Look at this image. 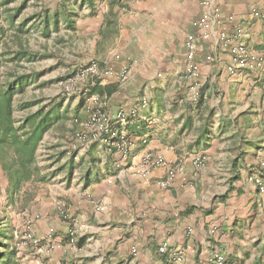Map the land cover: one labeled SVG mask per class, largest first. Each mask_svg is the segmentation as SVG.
Here are the masks:
<instances>
[{
    "label": "crops",
    "instance_id": "crops-1",
    "mask_svg": "<svg viewBox=\"0 0 264 264\" xmlns=\"http://www.w3.org/2000/svg\"><path fill=\"white\" fill-rule=\"evenodd\" d=\"M208 1L209 8L201 0H59L55 12L68 13L71 27L58 24L81 39L72 43L75 65L92 60L111 71L100 86L114 91L95 95L110 113L137 117L126 127L132 143L126 160L100 141L47 139L57 124L73 135L74 121H58L43 136L38 156L46 150V160L38 164L48 181L26 209L7 213L15 242L25 216L41 240L39 248L19 250L21 264H212L214 254L222 264H264V190L253 182L264 186V0ZM208 11L213 22L204 37L196 23ZM188 36L197 78L187 72ZM236 45L261 58V66L235 68ZM123 71L127 80L118 85ZM92 87L88 79L79 83L66 116L87 118L78 100ZM147 151L184 160L168 188L157 184L163 169L135 173ZM6 186L0 170V217ZM63 203L74 219L75 246L67 244L68 223L57 214ZM50 229L55 235L48 240ZM162 245L182 261L159 254Z\"/></svg>",
    "mask_w": 264,
    "mask_h": 264
},
{
    "label": "trees",
    "instance_id": "trees-1",
    "mask_svg": "<svg viewBox=\"0 0 264 264\" xmlns=\"http://www.w3.org/2000/svg\"><path fill=\"white\" fill-rule=\"evenodd\" d=\"M29 1L0 0V170L7 182L0 217V264H21L8 214L26 209L47 183L38 164V149L54 124L67 120L54 101H20L34 81L30 65L39 59L29 45L31 31L49 38L61 20L67 29L71 27L68 13L42 9L22 18ZM113 91L96 83L89 93L109 96ZM16 112L22 115L17 117Z\"/></svg>",
    "mask_w": 264,
    "mask_h": 264
},
{
    "label": "built area",
    "instance_id": "built-area-1",
    "mask_svg": "<svg viewBox=\"0 0 264 264\" xmlns=\"http://www.w3.org/2000/svg\"><path fill=\"white\" fill-rule=\"evenodd\" d=\"M125 3H131L135 0H122ZM204 7L209 8L208 0H201ZM213 22V17L211 12L208 11L207 15L200 19L196 25L201 30V35L208 37L211 31V25ZM239 35V33H238ZM223 39L224 37L221 36ZM186 49H187V60L188 67L187 72L193 78H197L198 67L194 63V58L196 55L194 39L192 36L186 38ZM231 55L233 57V62L235 68L241 70H250L254 67H259L262 64V59L257 57L255 54L250 52L243 45H236L231 48ZM230 72H233V68H229ZM111 75V71H101L98 64L95 61H90L85 67L80 69L73 78L69 80L70 89L68 91L76 90L77 82H83L85 80H90L92 86L96 83L100 84L102 81L106 80ZM127 80V73L123 71L118 78L117 84L123 85ZM104 101H101L98 95L89 94L87 95L85 101L86 111L88 113L87 118L84 121L74 122L79 126V129L73 133V139H76L81 145H88L93 142H102L107 145H115V147L120 151L123 160H126L130 154V148L132 147L131 141L128 139L126 132V127L128 124L136 119L137 114L135 111L125 112L124 110H118L115 113H110L105 108ZM195 166L200 167L203 164V160L197 157L193 160ZM155 169H163L165 171V176L163 179L157 182L158 186L161 188H168L178 175L184 171V160L177 159L175 161H168L161 154L153 153L147 151L141 157L139 163L135 167V173L141 177H147ZM253 182L258 187L260 192H263L264 186L259 178L253 179ZM89 199L90 196L87 195ZM57 214L61 220L68 223L65 239L67 244L70 246H75L77 241V234L74 228V219L70 215L67 206L63 203L57 207ZM34 219L25 216L22 218L20 226L16 230L17 241L15 247L17 252L24 246L39 248L41 240L37 238L33 230ZM55 232L50 229L48 231V240L53 239ZM49 249L53 247L52 242H48ZM159 254H170V261L174 263H179L182 261V254L178 251H170L166 245H162L157 249ZM212 264H222L223 257L219 254H214L211 257Z\"/></svg>",
    "mask_w": 264,
    "mask_h": 264
},
{
    "label": "rangeland",
    "instance_id": "rangeland-1",
    "mask_svg": "<svg viewBox=\"0 0 264 264\" xmlns=\"http://www.w3.org/2000/svg\"><path fill=\"white\" fill-rule=\"evenodd\" d=\"M58 4L59 0H31L21 17L26 18L34 12H40L42 9H46L50 11V13H53L59 10V8H57ZM81 14L84 16V13ZM61 25L58 24V30L51 32L49 38H44L39 31H31L29 45L31 49L39 55V59L30 65L29 71L33 73L34 81L29 83L24 95L20 97V101L41 103L54 101V103H58L59 110L64 113L63 110L68 105L77 101L75 100L77 98V90H79V83H82L77 82L76 90L68 91L66 89H70L69 80L92 60L87 61L85 64L75 65L77 54L72 43L76 40L79 42L81 39H77L74 32L67 30ZM83 94L84 92L81 93V95ZM86 98L83 99L81 97L80 100H78L82 101L81 106L85 104ZM21 115V112H16L17 117ZM66 118V121H70L71 125H73V121L77 119L76 117H69V114ZM72 136L73 135L63 134L59 124H57L55 128L53 127L48 133L47 139H72ZM45 151L46 150L40 151L38 156V162L40 164L43 160H46L44 158V156H46Z\"/></svg>",
    "mask_w": 264,
    "mask_h": 264
}]
</instances>
